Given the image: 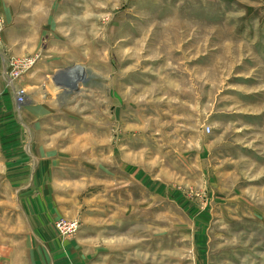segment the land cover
I'll list each match as a JSON object with an SVG mask.
<instances>
[{
    "label": "rangeland",
    "instance_id": "rangeland-1",
    "mask_svg": "<svg viewBox=\"0 0 264 264\" xmlns=\"http://www.w3.org/2000/svg\"><path fill=\"white\" fill-rule=\"evenodd\" d=\"M0 264H264V0H0Z\"/></svg>",
    "mask_w": 264,
    "mask_h": 264
},
{
    "label": "built area",
    "instance_id": "built-area-1",
    "mask_svg": "<svg viewBox=\"0 0 264 264\" xmlns=\"http://www.w3.org/2000/svg\"><path fill=\"white\" fill-rule=\"evenodd\" d=\"M15 94H16V99L18 100V102L22 103L23 96L21 95V92L18 91ZM206 130L209 132L210 128L208 127L206 128ZM55 226H56L57 232L60 234H64L65 236L75 233L77 229L79 228V224L76 220L66 221L64 219H59L58 221H56ZM63 228L65 229L64 232H62Z\"/></svg>",
    "mask_w": 264,
    "mask_h": 264
},
{
    "label": "bare ground",
    "instance_id": "bare-ground-1",
    "mask_svg": "<svg viewBox=\"0 0 264 264\" xmlns=\"http://www.w3.org/2000/svg\"><path fill=\"white\" fill-rule=\"evenodd\" d=\"M80 71V70H79ZM80 73V72H79ZM77 76H79V79L77 78V80H80L82 76H80L79 74H76ZM83 80V79H82ZM62 87H55L56 90H61Z\"/></svg>",
    "mask_w": 264,
    "mask_h": 264
}]
</instances>
